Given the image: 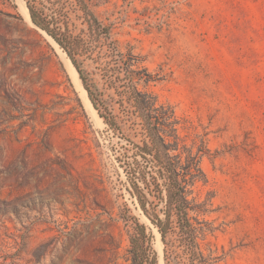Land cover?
Instances as JSON below:
<instances>
[{
    "label": "rangeland",
    "instance_id": "obj_1",
    "mask_svg": "<svg viewBox=\"0 0 264 264\" xmlns=\"http://www.w3.org/2000/svg\"><path fill=\"white\" fill-rule=\"evenodd\" d=\"M28 1L85 29L76 0H0V264H190L176 224L162 239L165 194L146 185L157 168L132 111L86 61L116 125L96 118ZM84 1L208 152L189 197L206 203L189 214L205 264H264V0Z\"/></svg>",
    "mask_w": 264,
    "mask_h": 264
},
{
    "label": "trees",
    "instance_id": "obj_2",
    "mask_svg": "<svg viewBox=\"0 0 264 264\" xmlns=\"http://www.w3.org/2000/svg\"><path fill=\"white\" fill-rule=\"evenodd\" d=\"M76 2L85 20V29L77 34L68 24L62 26L60 21L49 18L30 1L27 6L33 23L59 44L76 67L100 117L108 124L116 125L110 104L104 100V94L92 83L83 68L86 61L95 65L107 90H114L119 96L116 103L120 108L132 111L142 130L141 155L150 156L157 168V176L153 177L152 182L145 178L146 185L153 186L160 191V195L165 194L166 218L157 222L162 239L166 240L170 226L176 224L181 230V239L185 241L190 264H205L189 214L200 215L205 211L203 206L206 203H197L196 198L189 197L199 183H207L201 162L208 152L202 147L195 151V144L188 146L175 110L162 103L151 90V86L158 83L160 78L143 66L144 59L133 51H121L113 38V25L105 24L84 0ZM142 208L149 213L146 203L142 202ZM133 243H136V239ZM142 252L146 256L145 249Z\"/></svg>",
    "mask_w": 264,
    "mask_h": 264
},
{
    "label": "bare ground",
    "instance_id": "obj_3",
    "mask_svg": "<svg viewBox=\"0 0 264 264\" xmlns=\"http://www.w3.org/2000/svg\"><path fill=\"white\" fill-rule=\"evenodd\" d=\"M23 14H24V16H25V19L30 23V24H32L33 26H35V24L33 23V21H32V19H31V16H30V12H29V9H28V7L27 6H24V8H23ZM41 30V29H40ZM48 38H49V40L52 42V44L56 47V51L59 53V56L61 57V59H62V61H65L66 63H67V65H68V67H70L69 68V71L70 72H72L73 74H74V78L72 77V76H70V78L72 77L73 78V81L75 82V86H77L79 89H81L82 90V94H84V98L86 99V100H84V102L85 101H87V103H88V108H90V110H92V112L94 113V115L96 116V118H98L99 120H101L102 121V119L99 117V115H98V113H97V111H96V109H95V107L93 106V104H92V102L90 101V99H89V96H88V93H87V91H86V89H85V87H84V85L82 84L83 82L81 81V79H80V76H79V73L77 72V70H76V67L73 65V63L71 62V60L69 59V57L67 56V54L65 53V51H63V49L59 46V44L51 37V36H49L45 31H43V30H41ZM66 65V64H65ZM67 65H66V67H67ZM67 67V68H68ZM68 70V69H67ZM72 70V71H71ZM69 73V72H68ZM70 74V75H73V74ZM71 78V79H72ZM81 93V92H80ZM85 106H86V104H85ZM87 108V107H86ZM87 108V109H88ZM89 111V110H88ZM96 120V119H95ZM96 121H98V120H96ZM95 121V122H96ZM97 123V122H96ZM102 123V122H101ZM99 125V124H98ZM158 235H159V237H160V234L158 233ZM159 239V238H158ZM159 241V240H158ZM160 243V242H159Z\"/></svg>",
    "mask_w": 264,
    "mask_h": 264
}]
</instances>
